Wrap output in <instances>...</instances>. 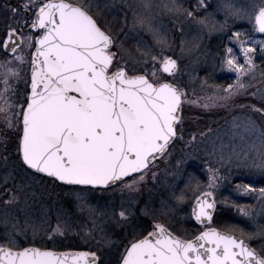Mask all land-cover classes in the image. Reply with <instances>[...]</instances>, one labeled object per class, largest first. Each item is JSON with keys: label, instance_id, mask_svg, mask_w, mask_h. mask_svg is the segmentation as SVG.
<instances>
[{"label": "snow or ice", "instance_id": "obj_1", "mask_svg": "<svg viewBox=\"0 0 264 264\" xmlns=\"http://www.w3.org/2000/svg\"><path fill=\"white\" fill-rule=\"evenodd\" d=\"M113 12L111 0H0V264H264V186L243 179L264 180V0H125ZM194 107L223 124L186 127ZM181 142L195 151L174 156ZM160 161L164 192L149 187ZM233 179L236 199L221 197ZM42 181L73 198L86 247H56L70 214L33 211ZM185 205L190 234L174 223ZM221 206L252 230L213 226Z\"/></svg>", "mask_w": 264, "mask_h": 264}, {"label": "rangeland", "instance_id": "obj_2", "mask_svg": "<svg viewBox=\"0 0 264 264\" xmlns=\"http://www.w3.org/2000/svg\"><path fill=\"white\" fill-rule=\"evenodd\" d=\"M103 2V0H102ZM113 3V6L116 8V12L119 11V6H122L125 3V0H111ZM211 2L215 3V0H211ZM116 12H113L112 15H115ZM111 19V16L109 17ZM222 15H218L217 19H221ZM3 22V17L0 16V23ZM166 24L169 23V21L166 19L164 21ZM238 26L242 27H248L247 23L244 21H237ZM170 26V25H169ZM257 38H264V37H258ZM220 43V34L213 33L211 35H205L202 41V44L204 48H206L209 51L216 50V46ZM200 75H203L201 72ZM214 81L218 84H227L233 81L234 76L227 72H217L214 74L213 77ZM211 82V81H210ZM195 87V85H193ZM203 95L204 93H200ZM209 95L211 93H208ZM190 119L186 123V127L191 128L195 130L197 127L203 128L205 123H208V126L216 128L217 124H223V120L221 117L224 116V113L222 111L216 110V109H208L204 110L198 107H194L187 111L186 113ZM215 121L216 123H213ZM2 130V128H0ZM187 139V136L185 137ZM195 151V146L192 145H185L182 142L177 143L173 149V155L174 156H180L185 152ZM190 163L193 165L192 168L189 169V171L196 170V165L198 164V161H190ZM171 172V167L168 163V161H161L158 163V169H157V181H149V187H151L153 184L156 185V191L157 192H164L167 190V186L171 183L172 177L169 174ZM203 178V177H202ZM245 182H247L249 179L255 180L257 182L258 186H264V180H262L259 176H253L243 177ZM236 181L233 179L231 183L228 181L224 182V186L221 188L219 195L221 197H229L230 199H236V196L232 193V185ZM51 181H48L47 183H44L43 181L41 184L36 185V191L38 193L37 199L35 203L33 204L32 208L33 211L39 214L40 212L47 211L50 215L53 217L56 215L57 211L60 208H63L66 210L69 215V223L72 225L71 229L60 238L59 241H57V248L60 249H75V248H81L86 247L84 244V240L82 239V229L79 227L80 224L83 223V216L78 212L75 203L73 202V198L71 196H68L65 194V190H62L59 187L56 186H50ZM104 194H97L96 198L92 201V203H103ZM120 193H116L114 198H118ZM241 203H253V201L250 198H244L241 200ZM188 216V205L184 206V211L178 212L176 219L174 221L175 226L177 228H183L190 233L192 230L189 228V225L194 223L191 220L187 219ZM239 223L241 227H244L246 230H252V225L243 217H241L233 208L221 206L217 210L216 219L213 223V226L218 225H224V224H234ZM260 223H264V219L260 220ZM37 242L39 243V238H37ZM110 258L114 261L115 260V253H110Z\"/></svg>", "mask_w": 264, "mask_h": 264}, {"label": "trees", "instance_id": "obj_3", "mask_svg": "<svg viewBox=\"0 0 264 264\" xmlns=\"http://www.w3.org/2000/svg\"><path fill=\"white\" fill-rule=\"evenodd\" d=\"M215 219H216V218H215ZM216 225L219 226L218 224H216ZM197 227H198V226H197L195 223H192V224L189 225V228H191L192 231H194ZM192 231H191V232H192ZM191 232H190V233H191ZM190 233H189V234H190ZM59 249H60V248H59Z\"/></svg>", "mask_w": 264, "mask_h": 264}, {"label": "flooded vegetation", "instance_id": "obj_4", "mask_svg": "<svg viewBox=\"0 0 264 264\" xmlns=\"http://www.w3.org/2000/svg\"><path fill=\"white\" fill-rule=\"evenodd\" d=\"M258 37H260V36L258 35ZM19 88H20L21 91L23 90V88H24L23 83H20ZM160 162H161V161H160Z\"/></svg>", "mask_w": 264, "mask_h": 264}]
</instances>
